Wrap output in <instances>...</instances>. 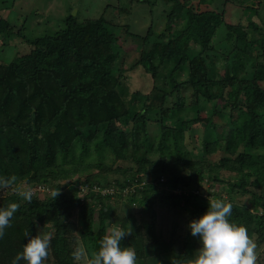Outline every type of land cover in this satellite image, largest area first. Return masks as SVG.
Wrapping results in <instances>:
<instances>
[{"label": "trees", "instance_id": "1", "mask_svg": "<svg viewBox=\"0 0 264 264\" xmlns=\"http://www.w3.org/2000/svg\"><path fill=\"white\" fill-rule=\"evenodd\" d=\"M187 1H129L148 6L151 22L142 34L123 25L140 41L137 59L126 69L118 26L105 17L108 7L84 19L70 11L57 30L36 37L0 19V35L19 38L24 51L0 59V175L18 177L0 206L19 204L0 239V264H11L27 242L26 228L33 236L45 218L53 234L44 264H77L74 248L83 242L91 255L113 225L129 233L121 245L135 249L137 264H188L199 242L186 225L206 211L204 180L218 189L227 183L219 172L237 175L231 199L247 197L230 202L229 219L263 241L264 0L231 3V10L257 16L245 27L224 23L223 10L198 12ZM116 9L118 15L124 10ZM155 17L167 24L155 26ZM218 60L223 72L214 75ZM187 67L191 76L185 79ZM133 68L149 75L152 87L146 94L135 91L126 104L119 86ZM202 103L210 105L205 157L218 153V161L193 159L184 143L190 123L177 126L190 105L198 113ZM81 174L83 181H72ZM76 182L88 186L83 200ZM23 183L58 195H32L28 203L19 195ZM221 194L211 193L217 199Z\"/></svg>", "mask_w": 264, "mask_h": 264}, {"label": "rangeland", "instance_id": "2", "mask_svg": "<svg viewBox=\"0 0 264 264\" xmlns=\"http://www.w3.org/2000/svg\"><path fill=\"white\" fill-rule=\"evenodd\" d=\"M130 0H0V19L7 20L13 27L15 31L20 30L24 27V34L26 37H36L40 34L46 32H53L58 29V27L62 24L63 17L70 12L71 15L77 14L79 19H84L87 17H97L102 14L103 10L107 8L105 17L108 21H112L115 23L117 27V36L118 41L121 45L125 47V52L123 53V58L121 62H124L123 68H129L130 65L137 59L138 56V45L140 41L135 38H131L127 36L124 32L125 24L131 26V31L137 32L142 34L144 29L149 26L151 22V15L149 14V8L146 5L142 4H135L130 3ZM181 2L187 0H180ZM189 4L192 5V8L195 11L203 12V11H224V23L235 25L241 24L243 27L247 25L248 19L251 18L252 21L257 22V16L253 15H245L243 12H235L231 10V3L239 4L240 2L243 5L248 4V0H211L205 1V3L201 2L200 0H188ZM116 7L124 8L122 13L118 15V9ZM260 18L264 21V5L260 8ZM75 13V14H73ZM155 26H165L167 23L162 18L155 17ZM222 35V33H221ZM207 34H203L200 36L199 43L205 42V37ZM217 40L222 42L220 34L217 35ZM20 39L11 37V38H4L0 35V59H11L15 54H22L24 51L20 48L19 45ZM218 46V44H217ZM197 48V47H196ZM228 48L220 49L221 52H225ZM258 52H254V55ZM262 61V60H261ZM220 66H218L214 62L215 69L211 72L214 75L222 74L223 72V64L222 60H218ZM195 65V64H194ZM191 76V71L187 69H183L181 71V77L185 79ZM162 78H158V83L162 82ZM157 83V84H158ZM152 87V80L150 79L149 75L145 74L142 70L138 68H133L127 71L126 78L123 82L120 83L119 90L122 99H124L125 103L129 102V99L132 98L135 91L140 93H148ZM189 93L185 92L187 96ZM225 105L223 104L221 107L223 108ZM227 110V109H226ZM181 115L182 117H186V119H181L177 123V126L183 127L184 123L189 122L190 126L185 131L184 135V143L189 150L191 157L196 160H204L209 159L211 161H218L219 154L214 153L210 155V157H205L204 146L207 145L209 138H208V131H206V124L208 122L207 118L210 116V105L202 103L200 105V112L197 113V109L193 108L192 105ZM209 116V117H208ZM216 120V118H215ZM180 123V124H179ZM250 123L246 122V127H249ZM208 134V135H207ZM9 151L6 148V152L4 155L8 157ZM11 153V152H10ZM143 154V150L141 151ZM220 178L227 181L223 186L219 187H210V183L207 179L204 180L203 186H201L202 194L212 198L213 196L211 193L214 192H221V199L232 203H241L247 200V197H243L240 193L231 195L232 199L229 195V190L231 185L238 184L237 183V175L227 173V172H219ZM109 177V176H108ZM85 178L84 175L80 176H73L72 181H83ZM167 176H163L160 179V182H166ZM107 179V178H105ZM103 179V181L105 180ZM106 181V180H105ZM25 182V181H23ZM80 183L76 182L75 187L78 186ZM74 187V188H75ZM29 188L32 190V195L40 194L43 196L42 200L48 196L51 192L49 188L42 189V185H33L29 186V184L23 183L20 185L18 191H23L24 189ZM80 192L78 193L79 198L83 200L85 198V194L88 193V186L82 185L78 186ZM13 190V187L9 189H5L0 191V198L6 196ZM133 191V188L129 189ZM221 190V191H220ZM94 192L98 191V188H94ZM228 191V194H227ZM249 204V202L247 203ZM25 224V223H22ZM27 231V228L25 232ZM47 233L50 236L53 234V225L50 223L49 219L45 218L44 222H39L35 225V233ZM33 235V236H34ZM253 240L254 237L248 234ZM257 244V262L256 264H264V238L263 241L254 240ZM137 244V242H136ZM2 260V259H0ZM146 262H142L141 264H146ZM22 264V263H20ZM24 264V263H23ZM83 264V263H82ZM86 264V263H84ZM156 264H161L158 261Z\"/></svg>", "mask_w": 264, "mask_h": 264}, {"label": "clouds", "instance_id": "3", "mask_svg": "<svg viewBox=\"0 0 264 264\" xmlns=\"http://www.w3.org/2000/svg\"><path fill=\"white\" fill-rule=\"evenodd\" d=\"M18 181L16 175H0V191L11 188ZM24 201L32 202V190L29 188L19 191ZM55 198L58 190H51ZM19 208L16 202L0 206V239L5 230L11 227V221ZM232 204L224 199L207 197L206 211L198 218L188 221L186 228L189 234L196 237L199 247L188 264H256L257 244L248 235L247 229L241 224L229 219ZM129 235L119 226H109L107 233L100 239L98 249L89 255L84 243L81 242L71 253L74 261L79 264L85 260L86 264H137L134 248L122 246L121 241ZM27 242L22 245L12 259L11 264H44L49 255L50 235L40 233L29 236L25 232Z\"/></svg>", "mask_w": 264, "mask_h": 264}, {"label": "built area", "instance_id": "4", "mask_svg": "<svg viewBox=\"0 0 264 264\" xmlns=\"http://www.w3.org/2000/svg\"><path fill=\"white\" fill-rule=\"evenodd\" d=\"M42 189L44 190V188L42 187Z\"/></svg>", "mask_w": 264, "mask_h": 264}, {"label": "water", "instance_id": "5", "mask_svg": "<svg viewBox=\"0 0 264 264\" xmlns=\"http://www.w3.org/2000/svg\"><path fill=\"white\" fill-rule=\"evenodd\" d=\"M73 14H75V13H73Z\"/></svg>", "mask_w": 264, "mask_h": 264}]
</instances>
